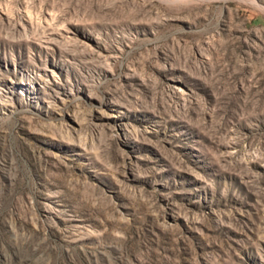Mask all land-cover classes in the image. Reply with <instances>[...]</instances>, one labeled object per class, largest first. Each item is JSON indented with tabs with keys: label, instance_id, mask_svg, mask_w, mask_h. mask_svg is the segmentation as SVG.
<instances>
[{
	"label": "rangeland",
	"instance_id": "1",
	"mask_svg": "<svg viewBox=\"0 0 264 264\" xmlns=\"http://www.w3.org/2000/svg\"><path fill=\"white\" fill-rule=\"evenodd\" d=\"M0 264H264V0H0Z\"/></svg>",
	"mask_w": 264,
	"mask_h": 264
}]
</instances>
